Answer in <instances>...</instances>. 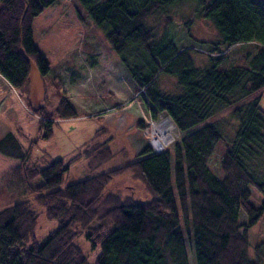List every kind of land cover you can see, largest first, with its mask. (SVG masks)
Masks as SVG:
<instances>
[{"label": "trees", "instance_id": "16d2710c", "mask_svg": "<svg viewBox=\"0 0 264 264\" xmlns=\"http://www.w3.org/2000/svg\"><path fill=\"white\" fill-rule=\"evenodd\" d=\"M54 1L0 0V75L20 92H28L32 63L41 78L48 71L32 40V22ZM179 1L79 0L103 29L151 118L165 112L179 136L159 152L146 144L125 165L53 188L81 155L110 157L105 142L96 140L106 128H97L83 148L68 158L42 156L31 163L25 161L29 149L23 151L17 136L6 132L0 138V152L21 162L4 175L36 192L35 201L57 224L39 242L35 239L38 213L28 201L1 208L0 264H189L180 216L195 264L260 262L264 242L255 246L256 260L250 262L248 230L264 216V110L260 96L254 95L264 87V0H193L199 5L198 13L213 18L222 36L208 45V63L202 67L194 64L191 52L203 50L156 38L145 26L150 15ZM80 7H74L79 21ZM83 38L91 43L79 39L65 54L81 47L90 52L97 48L95 35L84 33ZM160 73L176 76L177 91L159 87ZM28 109L38 117V135L32 142L49 138L55 119L77 115L65 95L54 112L41 102L29 101ZM226 110L236 123L219 157V176L208 162L222 137L220 120L205 121ZM138 124L144 129L149 122ZM126 171L153 194L151 199L137 201L105 192L111 178ZM37 176L41 183L31 185ZM250 186L262 195L256 206L249 200ZM241 209L246 221L239 223ZM80 233L99 247L93 262L75 242Z\"/></svg>", "mask_w": 264, "mask_h": 264}, {"label": "rangeland", "instance_id": "374dc122", "mask_svg": "<svg viewBox=\"0 0 264 264\" xmlns=\"http://www.w3.org/2000/svg\"><path fill=\"white\" fill-rule=\"evenodd\" d=\"M78 6H81L79 0H55L45 6L32 22L33 43L48 64V71L42 76L44 94L41 104L48 111L54 112L58 99L65 95L75 107L77 115L55 119L52 135L49 138H36L35 142L32 140L38 135V117L28 109L30 101L28 92L16 90L17 95H14V98L19 104L16 113L8 119L0 116V135L3 129H8L17 136L23 151L29 149L25 160L27 163L34 162L42 156L68 158L83 148V144L90 139L97 128H106L96 140L105 142L111 152L110 157L101 160L92 154L81 155L72 161L69 170L63 174L62 181L53 188H63L69 183L134 160L140 148L149 144L145 128L138 124L140 121L157 123L163 121L166 125L169 121L170 139L166 146L179 136V132L165 112L158 113L154 119L151 118L148 105L135 91L128 71L118 62V56L106 40L103 29L92 21L83 7H80L83 18L79 21L74 10V7ZM198 7V3L193 0H180L150 15L145 20V26L153 31L156 38L167 37L177 46L185 44L203 50L204 52H191L194 64L202 67L208 63L206 54L208 45L220 41L222 36L213 18L198 13ZM84 33L95 35L98 41L97 48L90 52L87 48L81 47L65 54L70 45L79 39L81 42L91 43L87 38H83ZM158 83L164 90L177 91L176 76L173 74L160 73ZM7 95L8 92L6 93L3 86H0V99L6 98ZM254 95L260 96L259 105L264 110V87ZM116 102L119 104L115 105ZM216 120H220L222 137L211 154L208 164L211 170L220 176L219 157L228 139L233 135L236 120L230 118L229 110H226L223 114L209 118L205 122ZM20 162L19 158L5 156L0 152V175H2L0 209L17 201H28L38 213L35 239L40 242L55 228L57 221L45 216L43 207L34 199L36 192H28L20 182H13L10 177L4 175L9 168ZM40 183L41 178L37 176L32 180L31 185ZM249 190L250 202L255 206L258 205L262 198L260 191L254 186H250ZM105 192L115 193L121 198L131 197L137 201H146L153 197V194L133 176L131 171L112 177L105 187ZM179 220L185 237L189 264H195L193 248L187 239V227L182 216ZM245 221L246 216L241 209L238 222ZM75 242L82 248L88 260L93 262L99 253V247L93 246L83 233L76 237ZM248 242V260L253 262L256 260L255 246L264 242V216L249 227ZM258 264H264V256Z\"/></svg>", "mask_w": 264, "mask_h": 264}, {"label": "built area", "instance_id": "2783aa9c", "mask_svg": "<svg viewBox=\"0 0 264 264\" xmlns=\"http://www.w3.org/2000/svg\"><path fill=\"white\" fill-rule=\"evenodd\" d=\"M169 124L171 125L169 121L167 122V125L164 124L163 121L159 123L149 121V125L145 128L144 131L149 137V144L155 152L163 150L170 139V132L168 130V127L170 126Z\"/></svg>", "mask_w": 264, "mask_h": 264}, {"label": "crops", "instance_id": "0c3cea01", "mask_svg": "<svg viewBox=\"0 0 264 264\" xmlns=\"http://www.w3.org/2000/svg\"><path fill=\"white\" fill-rule=\"evenodd\" d=\"M0 86H3L4 91L6 93L8 92L6 98L0 99V116L1 118L8 119L12 117L14 113H16L17 108L19 106L18 101L15 100L14 98V95H17L15 93L16 89H14L1 75H0ZM8 131L10 130L3 129L1 131L0 138Z\"/></svg>", "mask_w": 264, "mask_h": 264}, {"label": "water", "instance_id": "95a60500", "mask_svg": "<svg viewBox=\"0 0 264 264\" xmlns=\"http://www.w3.org/2000/svg\"><path fill=\"white\" fill-rule=\"evenodd\" d=\"M44 94L41 74L34 63L31 64L28 74V97L33 104H39Z\"/></svg>", "mask_w": 264, "mask_h": 264}]
</instances>
